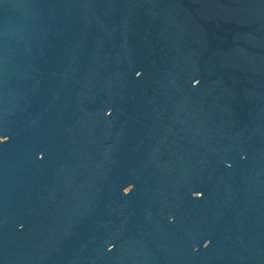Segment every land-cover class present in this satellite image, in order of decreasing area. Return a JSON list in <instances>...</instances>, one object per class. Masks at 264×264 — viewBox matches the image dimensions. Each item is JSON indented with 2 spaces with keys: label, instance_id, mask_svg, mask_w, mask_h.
Returning a JSON list of instances; mask_svg holds the SVG:
<instances>
[{
  "label": "water",
  "instance_id": "obj_1",
  "mask_svg": "<svg viewBox=\"0 0 264 264\" xmlns=\"http://www.w3.org/2000/svg\"><path fill=\"white\" fill-rule=\"evenodd\" d=\"M0 264H264V0H0Z\"/></svg>",
  "mask_w": 264,
  "mask_h": 264
},
{
  "label": "clouds",
  "instance_id": "obj_2",
  "mask_svg": "<svg viewBox=\"0 0 264 264\" xmlns=\"http://www.w3.org/2000/svg\"><path fill=\"white\" fill-rule=\"evenodd\" d=\"M207 246V244H205V247Z\"/></svg>",
  "mask_w": 264,
  "mask_h": 264
}]
</instances>
